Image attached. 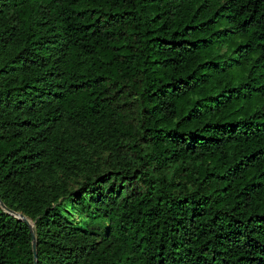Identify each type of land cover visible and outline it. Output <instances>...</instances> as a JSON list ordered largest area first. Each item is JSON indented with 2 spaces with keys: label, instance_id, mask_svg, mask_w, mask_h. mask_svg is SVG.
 <instances>
[{
  "label": "trees",
  "instance_id": "trees-1",
  "mask_svg": "<svg viewBox=\"0 0 264 264\" xmlns=\"http://www.w3.org/2000/svg\"><path fill=\"white\" fill-rule=\"evenodd\" d=\"M1 203L38 264H264V0H0V264H36Z\"/></svg>",
  "mask_w": 264,
  "mask_h": 264
},
{
  "label": "rangeland",
  "instance_id": "rangeland-1",
  "mask_svg": "<svg viewBox=\"0 0 264 264\" xmlns=\"http://www.w3.org/2000/svg\"><path fill=\"white\" fill-rule=\"evenodd\" d=\"M236 40H233L232 43H234ZM235 47L230 44L225 43L222 46H219L215 49V52H218L222 55H225L226 60L231 61L235 58L234 54ZM244 76H246V73H244ZM69 131L77 136V138L85 145L89 146V151L91 152V158L95 164L96 172H93L91 176H94L96 173H106L108 171H112L116 169V159L113 156V153L110 149L98 147L94 145L93 143H90V140L88 139L87 130L88 128L77 122L72 123L68 126ZM55 178L58 182L64 184L66 186L67 193L63 195L59 202V208L63 215L74 224H78L80 226H85L86 224L93 225L94 222L92 221V218L89 217L90 212H93V210H89V212L82 211L75 207L73 204V200L71 199V196L69 195L71 191L77 190L82 185L85 175L82 173H63L59 172L55 174ZM14 212V215L19 217L20 214L25 215L28 219L34 223L33 219L25 214L22 210H11ZM103 234L100 235L102 237Z\"/></svg>",
  "mask_w": 264,
  "mask_h": 264
},
{
  "label": "water",
  "instance_id": "water-1",
  "mask_svg": "<svg viewBox=\"0 0 264 264\" xmlns=\"http://www.w3.org/2000/svg\"><path fill=\"white\" fill-rule=\"evenodd\" d=\"M3 207L6 208V210H8L10 213L14 214L13 211H11L10 209H8L4 203H1ZM19 218L23 219L30 227H31V231H32V236H33V250H34V254H35V259H36V264H38L37 262V258H38V253H37V242H36V234L34 231V225L32 223V221L30 219H28L25 215L20 214Z\"/></svg>",
  "mask_w": 264,
  "mask_h": 264
}]
</instances>
